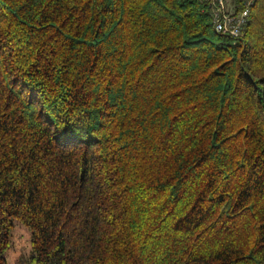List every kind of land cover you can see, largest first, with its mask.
<instances>
[{
    "label": "trees",
    "instance_id": "obj_1",
    "mask_svg": "<svg viewBox=\"0 0 264 264\" xmlns=\"http://www.w3.org/2000/svg\"><path fill=\"white\" fill-rule=\"evenodd\" d=\"M264 264V0H0V264Z\"/></svg>",
    "mask_w": 264,
    "mask_h": 264
},
{
    "label": "built area",
    "instance_id": "obj_2",
    "mask_svg": "<svg viewBox=\"0 0 264 264\" xmlns=\"http://www.w3.org/2000/svg\"><path fill=\"white\" fill-rule=\"evenodd\" d=\"M213 30L232 39L241 35L254 0H202Z\"/></svg>",
    "mask_w": 264,
    "mask_h": 264
},
{
    "label": "rangeland",
    "instance_id": "obj_3",
    "mask_svg": "<svg viewBox=\"0 0 264 264\" xmlns=\"http://www.w3.org/2000/svg\"><path fill=\"white\" fill-rule=\"evenodd\" d=\"M29 252V230L18 220L13 219L10 244L5 252L8 264H27Z\"/></svg>",
    "mask_w": 264,
    "mask_h": 264
}]
</instances>
